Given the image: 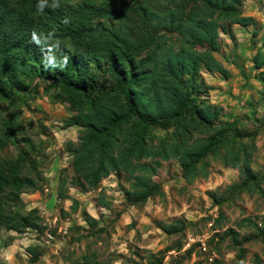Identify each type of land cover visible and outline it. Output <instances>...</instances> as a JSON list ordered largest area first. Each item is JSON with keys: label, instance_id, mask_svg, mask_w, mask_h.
<instances>
[{"label": "trees", "instance_id": "16d2710c", "mask_svg": "<svg viewBox=\"0 0 264 264\" xmlns=\"http://www.w3.org/2000/svg\"><path fill=\"white\" fill-rule=\"evenodd\" d=\"M243 1L45 0L38 11V0H0V99L11 104L16 92L15 99L22 100L28 79L39 76L49 79L48 88L62 93L73 111L66 125L80 130L78 144L67 143L66 150L71 183L81 192L96 189L115 172L129 181L127 199H145L154 192L148 173L160 160L178 161L181 177L190 182L198 175L206 177L203 169L214 157L224 167L238 168L241 177L223 192H214L213 204L221 208L241 194L264 198V171L250 169V141L257 130L249 132L236 122L210 123L209 108L193 95L201 68L222 71L213 57L215 23L228 30L233 24L246 25ZM200 42L207 48L193 52ZM65 56L67 63L61 66ZM252 65L261 68L264 55L255 53ZM15 118L0 130V236L2 231L23 234L41 228L37 210L26 209L19 197L40 186L32 176L38 162L26 150L33 146L25 137L18 139ZM157 131L166 137L154 141ZM20 143L26 144L25 150ZM8 145L16 149L13 158L1 155ZM224 222L219 212L213 226L221 229ZM234 224L251 231L240 239L239 231L229 227L210 240L219 244L228 237L240 261L246 252L243 243L263 240L264 219L260 225L251 217ZM184 227L173 223L162 228L174 234ZM27 252L28 264L41 254L32 246ZM162 258L152 264H161ZM79 264L110 263L89 254Z\"/></svg>", "mask_w": 264, "mask_h": 264}, {"label": "rangeland", "instance_id": "374dc122", "mask_svg": "<svg viewBox=\"0 0 264 264\" xmlns=\"http://www.w3.org/2000/svg\"><path fill=\"white\" fill-rule=\"evenodd\" d=\"M241 6L246 25L233 24L228 30L215 23L218 38L213 57L222 71L201 68L193 95L209 108L210 123L236 122L249 132L257 130L250 141L254 147L250 169L260 173L264 171V65L255 69L252 57L257 52L264 55V0H245ZM106 24L117 27L110 20ZM206 46L200 42L193 52ZM48 83L43 76L28 79L23 101L15 99L16 92L11 104L0 99V130L15 115L20 128L15 134L19 140L29 139L33 149L24 143L19 147H27L30 158L38 162L32 176L40 189L21 193L20 200L26 209L36 210L50 199L48 219L41 220V228L23 234L1 233L4 238L19 237L37 248L41 254L33 264H79L81 257L89 254L110 264H152L161 257V264H194L198 260L203 264H264V236L263 240L243 243L246 252L240 261L228 237L219 244L217 239L210 240L214 233L229 227L239 231L241 239L251 230H238L236 221L251 217L260 225L264 219V198L256 194H241L221 208L213 204L214 192H223L241 177L238 168L224 167L217 158L207 159L203 169L206 177L198 175L190 182L181 177L178 161L160 160L148 173L154 192L145 199H127L124 190L129 181L115 172L103 178L96 189L81 192L71 183V155L66 150L67 143L78 144L80 130L66 125L73 111L62 93L48 88ZM165 137L161 131L154 133V141ZM15 154L13 145L1 153L7 158ZM46 185L51 192L44 196ZM219 212L225 217L221 229L213 226ZM173 223L185 227L180 233L166 234L162 227ZM58 226L66 227L64 235L57 233ZM45 230L52 232L53 243L45 242ZM197 239L203 240L204 249ZM194 245L189 255L187 251ZM28 259L20 258L18 264H28Z\"/></svg>", "mask_w": 264, "mask_h": 264}, {"label": "crops", "instance_id": "0c3cea01", "mask_svg": "<svg viewBox=\"0 0 264 264\" xmlns=\"http://www.w3.org/2000/svg\"><path fill=\"white\" fill-rule=\"evenodd\" d=\"M28 242H25L19 237L7 238L1 234L0 236V264H18L19 259L29 258L27 248L30 247ZM28 259V260H29Z\"/></svg>", "mask_w": 264, "mask_h": 264}, {"label": "built area", "instance_id": "2783aa9c", "mask_svg": "<svg viewBox=\"0 0 264 264\" xmlns=\"http://www.w3.org/2000/svg\"><path fill=\"white\" fill-rule=\"evenodd\" d=\"M50 185H46V186H44L43 187V189H42V193H43V195L44 196H47V195H49L50 194ZM50 200V199H49ZM49 200L47 201L46 199H45V201H44V203L42 204V206H40V207H38V209H36L37 210V213H38V216L41 218V219H43V220H47L48 219V212H49V210L48 209H50L49 207H50V205H49ZM31 209H35V208H31ZM54 224L56 223V218H54L53 219V221H52ZM43 225H45L44 223H43ZM56 230H57V233L58 234H61V235H64L65 233H66V227H61V226H58V227H56ZM45 242L47 243V244H51V243H53L54 241H55V237L53 236V234H52V232H50L49 230H45ZM197 242L203 247V249H204V242H203V240H201V239H197Z\"/></svg>", "mask_w": 264, "mask_h": 264}, {"label": "clouds", "instance_id": "9594fccd", "mask_svg": "<svg viewBox=\"0 0 264 264\" xmlns=\"http://www.w3.org/2000/svg\"><path fill=\"white\" fill-rule=\"evenodd\" d=\"M44 6H45V0H38L37 10H38V11H42L43 8H44ZM57 6H58V5H57L56 2L52 5L53 8H55V7H57ZM64 22L67 23V20H65ZM32 38H33V41H36V34H35V33L33 34V37H32ZM36 42H38V41H36ZM67 60H68V58H67L66 56L63 57V60H62L61 66H62L63 64H66V63H67Z\"/></svg>", "mask_w": 264, "mask_h": 264}]
</instances>
